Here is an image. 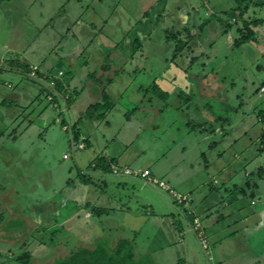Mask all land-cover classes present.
Instances as JSON below:
<instances>
[{
	"label": "crops",
	"instance_id": "1",
	"mask_svg": "<svg viewBox=\"0 0 264 264\" xmlns=\"http://www.w3.org/2000/svg\"><path fill=\"white\" fill-rule=\"evenodd\" d=\"M200 1L0 0V93L8 75L14 77L12 96L1 99L0 107H9L8 115L19 106L29 113L8 118L0 110L4 217L28 220V231L76 217V244L67 239L62 257L100 239L110 245L115 236L132 239L136 255L154 264H264V0L244 1L248 11L251 6L262 16L254 20L260 23L252 26L253 37L238 46L231 31H224L225 13L238 7L236 0H209L211 14L198 9L199 17L193 8ZM176 27H185L186 48L175 59L162 57L157 42L173 40L170 30ZM151 51L164 63L155 67L160 71L154 80L146 88L122 82L119 105L111 102L109 90L118 85L111 77L118 73L115 65L126 57L123 68L134 65L133 74L145 79L154 64L140 66L134 58L142 52L150 57ZM96 105L104 107L92 113ZM98 132L104 137L99 146ZM79 143L94 155L87 166L78 159L58 163L59 151L64 156ZM103 160L133 174L106 172ZM75 168L92 178L83 173L81 182L73 181ZM140 169L166 185L154 186L135 173ZM17 179H26L22 190ZM57 180L64 188L50 192ZM109 182L123 186V196L134 201L114 198ZM168 187L189 202H175ZM59 190L66 196L52 207ZM69 193L95 209L109 210L102 207L107 201L110 215L94 209L95 218L83 219L82 206L71 205Z\"/></svg>",
	"mask_w": 264,
	"mask_h": 264
},
{
	"label": "rangeland",
	"instance_id": "2",
	"mask_svg": "<svg viewBox=\"0 0 264 264\" xmlns=\"http://www.w3.org/2000/svg\"><path fill=\"white\" fill-rule=\"evenodd\" d=\"M193 1H198V0H193ZM241 1H242V7H243L242 9H244V11H246V14L244 13L243 17H239V15H238L239 12H237L238 16H235L232 19H230V18L226 19V23L224 22L225 23L224 31L227 32V31L230 30L231 31L230 34L234 35V37L236 39H238V37L240 36L239 28H243L244 30L246 29L245 22H247L249 24L250 22H252V21H254L257 18H260L262 16L260 11H256V9L250 10L251 6L249 7V11L247 10L248 7L245 9L244 8V6H245L244 5V1L245 0H241ZM236 2L238 3L237 0H236ZM197 5H199L198 8L195 7V6L193 8V9H195V12H196V10L200 9L198 11L202 10L201 11L202 13L206 11L207 12V13L205 12L206 14H208V15L211 14V10L208 9V7L210 6L209 0H201ZM202 5L204 6V9H202V7H203ZM235 8H237V6ZM134 10L135 9H134V7H133V5L131 3L129 5L128 12L133 14ZM198 11L195 14H198V16H199ZM225 14H227V12ZM222 15L223 14H221L220 16H222ZM216 17H219V15L216 16ZM229 24H230V26H229ZM249 26L252 28L253 24L250 23ZM170 31L173 32V35L171 36L172 38H174L173 40H171V41L161 40L160 42H157V43L162 45V50H164L162 57L168 56L170 59H173L174 56H175L174 55L175 54V48L177 46L176 45V41H178V42L182 41L184 43V34H185L186 30H185V27H181L178 30H177V27H176L174 29H171ZM158 38L156 37L155 39L157 40ZM183 43H182V45L181 44L179 45L181 47L180 49H185L186 48V44L184 46ZM234 44H235V41H234ZM169 47H171V49L168 50L169 52L167 53L166 49L169 48ZM86 51H89L88 48H87ZM181 53H182V51L180 52V54ZM85 54H86V52L83 54V57H86V59H89L87 57V54H86V56H84ZM171 54L173 55V57H172ZM208 55H211V54L210 53L207 54L205 56V58H208ZM117 56H118V54L115 53V54H113L112 57L116 58ZM120 56H122V55H120ZM149 56L150 57H147L144 54V52H142V53H137L135 55V58H134V60L137 63L139 62L140 66H146L148 63L154 64V68L152 70H151L152 66L150 68L151 75L148 76L145 79H143V77H141V75L133 74L135 72L134 65L129 66L127 68V70H125L123 68L124 65H122V64H128L126 57H122V60L119 61V64L115 65V67H117L116 69H118V73H112L111 77L114 80L118 79L117 80V82H118L117 84L118 85L115 87L116 89H113V90H116V91L111 90V88L109 90L108 94H109V96L111 98V102L113 101L117 106L119 105L117 102L119 100H121L120 96L124 93V90H123V86L124 85H122V82H124V83L127 82V84H130V85H131V83H133V85L135 84V86H134L135 88H138L140 85L142 86L144 84V86L146 88L147 85L152 80H154L155 75H156L155 71H158V72L160 71V68L157 69L155 67L158 66L159 63H160L159 66H163L164 63H163V61H158L157 60L158 53H156V52L151 51L149 53ZM101 62L102 61H98V63H95V64L97 65V64H100ZM207 63L208 62L206 61V64ZM195 65H197V62L195 63ZM0 66H2L1 61H0ZM3 66L5 67V65H3ZM6 68H7V66H6ZM123 70H125V71H123ZM63 73L64 72L60 71L59 75L61 76V74L63 75ZM6 74L8 75L10 73H5V74L3 73L4 76ZM17 74L21 75V72L18 71ZM30 76L32 77V76H35V75H34V73H32ZM8 77H9V81L10 82H8L6 84L7 86H5L6 87L5 92L4 93L3 92L0 93V100L1 99H5V98H10L12 96L11 95L12 94L11 90L14 87V77H12L11 75H8ZM161 81H162V79L159 82H161ZM165 85L169 88L170 82H167ZM159 87L161 88L160 93H161V95H163L165 93L164 83H159ZM139 90L143 91L142 89H136V91H134V93L137 94L139 92ZM129 93L130 92L127 91L126 95H128ZM130 94H132V93H130ZM125 98H127V97H125ZM0 110L3 111L4 114H6V116L8 118L11 117V118H20V119H22L23 117H25V116H27L29 114V113H27L28 109H26V107H20V106L17 107V108H14V112L9 114V115L7 114L8 110L10 111L9 107H5V106L3 108L0 107ZM112 117L113 116L107 117V121L111 122L112 121ZM101 124H102L101 129L105 128L106 120L104 119ZM70 126L66 125V126H64L65 127L64 129H68L69 128V132H71V134H72V130L70 129ZM98 133H99L100 137L97 136V138L94 139L95 142L98 143L97 146L101 145L104 142V137L102 136V134L100 132H98ZM73 135H71L72 141H73V143H76V141L73 138ZM85 146L82 143H79L77 145L75 144L74 147L71 148V151H69L68 150L69 147H67L68 151L66 150L67 154L64 155V156H62L64 152L62 153V152L59 151L57 153V156L60 158V161L58 163L62 164V160L70 161L71 159H78L79 160V162H78L79 164H81V165L86 164V166H87L90 163V161H91V159H92V157L94 155L92 154L91 150L89 149L90 146H88L86 149H84ZM75 149L76 150L78 149V150L74 151ZM81 149H83V150H81ZM72 154H74V155H72ZM65 157H69V158L68 159L67 158L64 159ZM98 157H96V158H98ZM92 162H93L92 166H95L97 164V162H95V161H92ZM21 163L22 164H28V163H25L24 159L21 161ZM121 166L122 165H120L118 163H112L111 164V170L113 171V174H120V172H124L125 175H129V176H131L133 174V172L132 173H126L124 171L126 168L124 166H122V167ZM73 171H74V175L77 174V177H75L73 179V181L74 180L79 181V179L82 178V174L83 173H85V178H89L91 176V175H87L89 172L85 171V169L78 170V168H77V170H76V168H75V169H73ZM116 171H118V172H116ZM135 173H137L138 175L142 176L147 181H148V178H150V182L154 186H157L159 188H160V186L166 185V182H164V180H162V178L154 176L151 173V171L148 170V169H146V170L140 169L139 171H137ZM144 173H147V177H145L146 175H144ZM134 175H136V174H134ZM91 178H92V176H91ZM91 178H89V179H91ZM109 178H112V177L108 176L106 179L109 180ZM69 180H71V179H69ZM69 180H68V183H69ZM25 181H26V179H23V180L22 179H20V180L17 179L18 187L21 190H22V187H23L22 182L25 183ZM73 181H72V183H73ZM79 182H81V181H79ZM43 183H45V180H43ZM62 183H63V180H57L56 182L51 183L50 192H53L54 188H56V187H59V188L63 187L64 188V185L61 186ZM96 185H98V184H96ZM13 186H14V184H13ZM108 186L110 187V189L112 191L111 194L113 195L114 198H117V199L121 198L124 202H127L128 197L123 196V194H124V189H123L124 187L123 186L119 187V188H121L122 191L117 186L112 185V183H110V182L108 183ZM72 187H75V186H73V184H71V188ZM71 188L68 189V192H70ZM103 188L104 187L102 186L101 190H104ZM167 189H169V187ZM108 190H109V188L106 191H108ZM170 193L173 194V192H171V191H170ZM55 194H56L55 197H54V194L51 195L54 198H56L54 201H50V206H52V207H55L56 203H58L59 201H62L63 198L66 196V192L64 190H59ZM69 195H70L69 197L71 198V205H73L74 207H75L76 204H77L78 207L82 206V210L83 211H82V213L80 215L83 217V219L84 218L88 219L90 217H93V218L96 217L95 216L96 212L94 211L95 207L93 206V204L91 202L85 201L83 203L82 202L80 203L77 197L72 196L71 193H69ZM128 200L134 201V199H128ZM187 201H188V198H187ZM175 202L178 203L179 201L175 200ZM47 206H49V205H47ZM102 207H106V208L112 209L113 206L110 205L107 201H105V202H103ZM118 208L122 209V207H118ZM2 209H3V211H2ZM4 209H5V205L3 204V208L0 209V215L3 216V220L0 222V264H23L21 262L22 261L21 258L23 256H25L26 254L30 255V259H29L30 264H47V263L52 262L58 256L60 258L62 257L61 254H63V252H64L63 251L64 250L63 249V245L65 244V241L67 239L71 240L70 244H71V246H74L75 236L78 235V229H79V226L78 225L76 226V224H79V222L76 219V217H75V220L73 222H69L68 221L66 223V225H64L61 222L56 221V222L52 223L50 226L49 225H41L37 229L33 228L32 230L28 231L29 227L26 226L27 224H29L28 220L23 219V218H19V220H17L16 214H15L14 215V220H16V221H14V220L13 221H9L8 218L4 217L3 213L4 212L7 213ZM8 210H9V208H8ZM109 210L106 209V211L103 212L104 215L103 214H101V215L102 216L110 215V213H107V212H109ZM147 211L150 212L148 214L151 215V209H147ZM7 223H8V226H6ZM149 229H151V228H149ZM120 234L121 233H119V235ZM116 241L117 240H116L115 236H113L111 245L113 246L116 243ZM65 253H67V252H65Z\"/></svg>",
	"mask_w": 264,
	"mask_h": 264
},
{
	"label": "trees",
	"instance_id": "3",
	"mask_svg": "<svg viewBox=\"0 0 264 264\" xmlns=\"http://www.w3.org/2000/svg\"><path fill=\"white\" fill-rule=\"evenodd\" d=\"M238 7L235 9H232L230 12H227L228 18L232 19L235 16L243 17L244 9H242V1L238 0ZM246 9V7H244ZM240 10V11H239ZM237 12L239 14L237 15ZM253 25H258L260 23L259 21H253L250 22ZM250 23L248 24L245 22L246 29L244 30L243 28H239L240 31V36L238 37L237 40H235L236 45H241L244 43L246 40L250 39L253 37V31L252 28L249 26ZM230 26V24H229ZM175 41V40H174ZM176 41V48H175V56L173 59H175L180 52L183 49H180L181 47L179 46L180 44L182 45V41L178 42ZM184 46L185 44L187 45V42L183 43ZM11 105L12 103H8ZM108 104V103H107ZM102 107L101 105H96L94 107L90 108V111L92 113L100 110ZM108 107V106H107ZM109 108V107H108ZM91 113V114H92ZM93 115V114H92ZM103 116V115H101ZM75 139H77L76 133H74ZM102 165V168L106 172H110V164L103 160L100 162ZM96 211H98L100 214H103L106 210L96 208ZM108 239H100L99 243L92 247H79L76 248V250H73L70 254L64 257H57L55 258L52 262L47 263V264H154L153 260H151L149 257H138L136 255V246L135 243L132 239L127 238V237H120L116 241V243L112 246L111 244L108 245L107 242ZM30 255L26 254L21 258V262L23 264H30Z\"/></svg>",
	"mask_w": 264,
	"mask_h": 264
},
{
	"label": "built area",
	"instance_id": "4",
	"mask_svg": "<svg viewBox=\"0 0 264 264\" xmlns=\"http://www.w3.org/2000/svg\"><path fill=\"white\" fill-rule=\"evenodd\" d=\"M263 90H264V87H263ZM126 173H132L133 171L131 170V169H129V168H126L125 170H124ZM116 172H118V171H116ZM144 175H146L147 176V173H144ZM163 185V184H162ZM167 187V186H166ZM169 189H170V187H169ZM171 192H173V195L174 196H176V199L179 201V202H183V201H187V196H185V195H182V194H177L176 192H174V190L173 189H171ZM197 228H199L200 227V223L199 222H197Z\"/></svg>",
	"mask_w": 264,
	"mask_h": 264
}]
</instances>
